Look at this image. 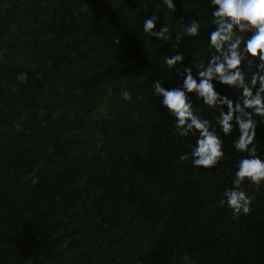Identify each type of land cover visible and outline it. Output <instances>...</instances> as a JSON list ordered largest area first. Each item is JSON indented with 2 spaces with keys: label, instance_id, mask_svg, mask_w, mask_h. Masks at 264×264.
<instances>
[{
  "label": "trees",
  "instance_id": "16d2710c",
  "mask_svg": "<svg viewBox=\"0 0 264 264\" xmlns=\"http://www.w3.org/2000/svg\"><path fill=\"white\" fill-rule=\"evenodd\" d=\"M0 264H264V0H0Z\"/></svg>",
  "mask_w": 264,
  "mask_h": 264
}]
</instances>
